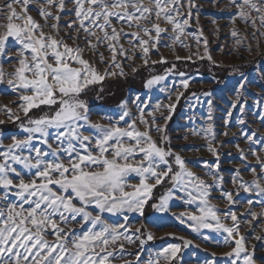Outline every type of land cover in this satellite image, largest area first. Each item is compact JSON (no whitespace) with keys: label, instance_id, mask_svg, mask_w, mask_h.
Masks as SVG:
<instances>
[{"label":"snow or ice","instance_id":"obj_1","mask_svg":"<svg viewBox=\"0 0 264 264\" xmlns=\"http://www.w3.org/2000/svg\"><path fill=\"white\" fill-rule=\"evenodd\" d=\"M30 2L40 5L39 15L45 20L44 25L28 14ZM230 2L237 6V0ZM67 3L74 5L76 21L69 22L66 27L77 33L83 30L87 37L94 38L95 43L93 39L86 40L87 47L94 52L107 43L117 68H120L116 63L117 54L127 57V51L120 44L122 36H131L130 47L141 49L147 65L150 46L154 47L161 34L167 31L159 21L172 25V31L177 33L174 41H179L186 34L185 26L189 25V19H176L183 8L180 0H148V6H145L144 0H67ZM14 5H19L23 14L17 12ZM53 5L58 12L67 8L66 0H6L0 6V14L8 21L6 25H0L5 29L0 32V57L8 55L9 38L20 45L16 49L18 66L6 79L13 91L23 90L19 99L24 103L19 107L27 117L33 108L58 105L50 114L29 117L26 124L22 123V131L27 134L24 138L13 137L7 147L0 144L3 148L0 150V264H114L117 260L132 264L125 259L124 243L120 242L121 236L129 244L134 242L131 236L125 234L130 231L129 227L124 223L108 224L103 214H119L124 221L128 220L129 212L142 215L152 189L172 173L168 157H173L179 168L171 179L182 191L191 189L188 195L192 201L200 198L203 205L199 207L200 216L188 213V218L195 222L193 230L213 228L212 223L206 222L210 217L216 222V230L222 229L228 236L238 235V226L225 227L221 224L217 213L203 199L208 195V186L204 181L186 167L179 154L171 148L159 146L152 138L143 108L138 119L140 124L145 125V131L139 130L137 119H126L128 111H123L115 122L111 118L107 124L91 121L90 109L81 99V94L89 85L102 82L116 73L105 71L101 74L89 60L83 58L84 49L79 46L73 48L59 38L58 22L61 17L53 15L50 10ZM187 5L188 16L191 17V9L197 6L196 0H187ZM238 6L241 8L239 16L246 23L251 20L255 27L256 21L251 18V13L255 12L259 14L261 25H264V0H241ZM49 19L55 23L49 25ZM113 21L120 25L119 30ZM142 21L147 24L142 25ZM76 22L79 23L78 29L73 28ZM149 24L151 27L147 26ZM44 27H50L54 34L46 33ZM125 27L135 28L136 31L127 33ZM97 32L102 35H97ZM141 32L148 37L147 40L140 36ZM232 35L237 33L233 31ZM77 38L69 34V39L74 42ZM204 44L207 45L206 40ZM99 55L103 63V53ZM208 58L211 59V56ZM177 59L181 58L178 56ZM160 62L166 61L161 58ZM120 75H124L122 69ZM180 75L184 76V73ZM163 79V76H157L147 84L151 86ZM4 82L5 73L0 68V83ZM182 84L187 89L189 81L184 79ZM167 107L171 110L174 105ZM159 108L157 104L156 109ZM169 118L164 117L165 120ZM14 119H19V116ZM156 123L153 117L151 124ZM155 130L160 132L162 128ZM254 135L245 133L247 140H252ZM209 151L215 155L213 148ZM257 160L260 161L259 156ZM260 163V170L264 172V161ZM161 165L164 167L161 168ZM250 171L255 174L257 170L252 168ZM135 178L139 179L138 184L132 183ZM149 179H154L155 184H149ZM241 187L249 190L244 185ZM255 188L258 195L264 194V186L260 183H256ZM193 192L199 196L193 195ZM223 195L232 200L231 193ZM169 198H162L160 204L153 207L167 212ZM250 214L253 219L256 218L255 213ZM231 220L236 222L235 213L231 214ZM121 228L124 233L119 231ZM49 235L54 240L50 241ZM153 238L151 234L147 235L148 240ZM203 239L210 238L205 236ZM242 241L243 237L236 240L233 252L226 255L234 256L232 264L241 259L243 264H255L252 255L241 257V253L246 251ZM140 243L142 246L144 241ZM225 243L228 241L225 240ZM191 244L192 241H185L184 247ZM117 247L120 249L118 255L115 254ZM180 247L172 245L170 249H165L164 252H170V256L164 255V260L175 258ZM155 264H159V259Z\"/></svg>","mask_w":264,"mask_h":264},{"label":"rangeland","instance_id":"obj_2","mask_svg":"<svg viewBox=\"0 0 264 264\" xmlns=\"http://www.w3.org/2000/svg\"><path fill=\"white\" fill-rule=\"evenodd\" d=\"M5 2L0 0V6ZM144 3L148 6V0H144ZM240 3L241 0H237V6H233L230 0H196L197 6L191 9L192 16L189 17L187 0H180L183 8L176 19H189V25L185 26L186 34L179 41H174L177 33L172 31V25L159 21L167 31L161 34L154 47L150 46L147 65L141 49L130 47L131 36H122L120 44L127 51V57L117 54L116 63L120 68L113 64L107 43L94 52L86 45L87 39H93L95 43L94 38L87 37L83 30L77 33L66 27L69 22L76 21L73 4L66 0L67 8L64 11L58 12L55 5L50 9L53 15L61 17L58 22L59 38L73 48L79 46L84 49L83 58L89 60L101 74L105 71L116 73L102 82L89 85L81 94V99L90 109L91 121L107 124L111 118L115 122L123 111H128L129 117L126 119H137V127L145 131V125L140 124L138 119L143 108L152 138L159 146L171 148L179 154L186 167L208 186V195L203 199L217 213L220 223L225 227L238 226L239 234L228 236L222 229L216 230L215 220L209 217L206 222L212 223L213 228L193 230L195 222L188 218V213L200 216L199 207L203 205L200 198L192 201L188 195L191 189L182 191L171 179L179 168L173 157H168L172 173L152 189L142 215L129 212L128 220L124 221L119 214H103L106 223H124L129 227L130 231L125 234L131 236L134 242L127 243L123 236L120 242L124 243L125 259L132 264H149L150 261L155 264L157 259L159 264H232L234 256L226 254L233 252L236 240L241 237L246 249L241 257L250 254L255 264H264V194L258 195L255 188L256 183L264 186V172L260 170V161H264V25H261L259 14L255 12L251 13V18L256 21L255 27L251 20L246 23L239 16ZM14 6L17 12H21L19 5ZM28 8V14L44 25L45 20L39 15L40 5L30 2ZM244 10L248 11L246 8ZM7 23V19L0 14V25ZM52 23L55 21L49 19L48 24ZM113 24L119 30L120 25L115 21ZM141 24L147 22L142 21ZM147 26L151 27L150 24ZM73 28L78 29L79 23H74ZM4 30L0 27V32ZM44 31L53 32L50 27H44ZM124 31L132 33L136 29L125 27ZM233 31L237 33L236 36L232 35ZM69 34L78 37L75 42L69 39ZM97 35L102 33L97 32ZM152 35L155 39L154 32ZM140 36L148 39L142 32ZM7 48L8 55L0 57V68L5 73V82L0 83V144L3 147L11 144L13 137L22 139L27 135L22 131L21 124H26L29 117L50 114L58 107L41 105L31 109L27 117L24 115L19 107L24 103L19 99L23 90L13 91L6 83L8 74L18 66L16 49L20 45L9 38ZM99 53H103V63L100 62ZM178 56L181 59L178 60ZM161 58L166 62H160ZM121 69L124 75H120ZM180 73H184V76ZM157 76L164 79L149 86L147 82ZM184 79L189 81L187 89L182 84ZM122 104L126 107H121ZM157 104L160 105L159 110L156 109ZM168 105H174V108L170 110ZM15 116H19V119H14ZM165 116L170 118L165 120ZM153 117L156 124H151ZM120 123L123 124V121ZM157 127L162 131L157 132ZM245 133L255 135L252 140H247ZM209 148L215 150V155ZM252 168L257 170L255 174L250 171ZM132 183L138 184L139 179H132ZM148 183L155 184V180L149 179ZM241 185L249 190L245 191ZM225 192L232 194L231 201L223 195ZM193 195L199 196L196 192ZM167 196H170L167 200L169 210L157 211L153 206L159 205L161 199ZM232 213L237 217L235 223L231 220ZM250 213H255L256 218L253 219ZM137 228L141 231L137 232ZM119 231L125 232L123 228ZM148 234L154 238L148 240ZM205 236L210 239L204 240ZM48 239L52 241L54 237L49 235ZM141 240L144 241L142 246ZM185 241H192V244L184 247ZM172 245H180V251L175 258L170 257L165 261L163 256H170V252L164 250ZM119 252L117 247L115 254ZM114 264H124V261L117 260ZM237 264H243L242 259Z\"/></svg>","mask_w":264,"mask_h":264}]
</instances>
